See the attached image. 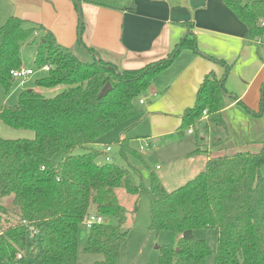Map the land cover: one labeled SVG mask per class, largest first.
<instances>
[{"label": "trees", "instance_id": "1", "mask_svg": "<svg viewBox=\"0 0 264 264\" xmlns=\"http://www.w3.org/2000/svg\"><path fill=\"white\" fill-rule=\"evenodd\" d=\"M221 1L245 24L248 42L264 37L259 26L264 20L263 0ZM134 2L129 0L126 9H134ZM43 30L17 17H10L0 27V85L5 91L14 81L10 72L22 66L21 48L34 42L36 33ZM78 30V54L60 46L51 32H44L33 63L38 68L49 67L47 75L34 82L37 90L22 92L15 106L0 110L4 125L34 134L33 139L0 138V201L12 200L9 208L0 203V230L4 232L0 264H13L18 252L24 254L19 264H80L79 232L92 215L102 221L87 231L82 255L101 257L91 264H120L135 209L119 202V190L132 198L148 197L152 232L179 235L176 248H160L159 264H205L210 255L215 264H264V142L256 154L210 157L201 173L171 192L147 166L143 168L148 176L145 185L143 171L97 160L101 152L94 146L106 135L140 122L137 103L147 95L153 78L184 48L199 54L192 33L166 58L140 69H120L104 61L97 50L82 47L81 17ZM222 65L223 78L214 74L204 78L194 105L183 112L180 126L169 139L180 140L192 129L196 148L189 157L207 153V145L198 135L200 127L225 131L221 112L233 98L225 89L229 66ZM107 83L112 90L99 99ZM53 89L61 91L46 97L43 91ZM203 112L205 122H201ZM120 135L116 143L122 160L144 163L130 140ZM77 149L85 153L73 154ZM59 152L65 157L55 167L52 159ZM134 174L140 181L137 185ZM195 230L215 232L214 251L205 240L195 239Z\"/></svg>", "mask_w": 264, "mask_h": 264}, {"label": "crops", "instance_id": "2", "mask_svg": "<svg viewBox=\"0 0 264 264\" xmlns=\"http://www.w3.org/2000/svg\"><path fill=\"white\" fill-rule=\"evenodd\" d=\"M6 1L9 9L4 19L17 17L27 25L42 26L44 30L38 31L36 38L49 31L60 46L81 53L77 33L63 38L56 29L62 13L70 18L74 15L68 0ZM128 1L115 8L99 5L102 2H82V47L97 50L104 61L120 69H140L166 58L190 32L199 53L184 48L167 69L153 78L147 94L154 101L136 124L149 123L152 133L140 141L156 145L161 139L170 144L183 140L169 141L180 126L183 112L194 105L204 78L209 74L223 78L224 63L229 66L225 89L233 98L221 112L225 131L213 132L215 140L210 143L212 130L200 127L198 135L207 145V153L190 157L187 163H200L195 177L210 157L258 153L264 142V44L248 42L245 24L221 0H135L132 10L126 9ZM194 141L191 153L196 148ZM104 150L101 154L105 158Z\"/></svg>", "mask_w": 264, "mask_h": 264}, {"label": "rangeland", "instance_id": "3", "mask_svg": "<svg viewBox=\"0 0 264 264\" xmlns=\"http://www.w3.org/2000/svg\"><path fill=\"white\" fill-rule=\"evenodd\" d=\"M70 2V6L73 9L74 15H71V18L67 16L65 13H62V18L56 26V29L59 30L60 35L63 38H66V35L70 33L76 35V40L80 38L79 35V18L81 17V21L83 24L82 12L79 16L78 9L75 6L73 0H68ZM98 1L93 2L95 4L102 2V4H111L114 7L120 6L125 3V0H92ZM242 1V0H238ZM9 4L8 1L2 0L0 1V27L5 24L7 21L4 19V13L8 10ZM59 9H63L62 6H59ZM6 20V21H5ZM84 25V24H83ZM59 35V34H58ZM59 36V37H61ZM39 37L35 39L29 45H26L20 50V58L22 66L31 69L34 74L26 79L22 86L20 80H14L11 84V87L8 91L0 85V110L3 107H13L17 104L18 98L20 94L24 91L33 90L35 87L34 82L39 80L47 75V72L42 70V68H38L33 63L34 53L37 50L39 45ZM57 42V41H56ZM60 45V44H59ZM66 48V47H64ZM77 52V51H76ZM82 56H85L82 54ZM157 75L155 76V78ZM46 97L52 98L58 94V92L50 93L48 91H43ZM143 104L145 106L139 107L141 111V116L146 115V110L148 106H151L153 103V99L148 97V94L143 98ZM207 119V118H206ZM206 119H202L201 122H205ZM127 128L124 133V137L130 140V146L133 150L140 153L142 156V160L144 163L137 162L131 159H128V162L122 160L120 156V147L117 145L116 140L119 135L123 133V129ZM210 135V143L213 142V137L215 136L212 128ZM152 131L149 123H140L135 126L125 125L118 127L115 131L106 135L104 139L101 140L99 145H95L94 149L98 152H102L105 146L110 148V152L108 153V157L110 159L109 162H106L102 154L98 157V163H113L123 168H136L139 171H143V168L147 166L150 171H152L160 180L163 188L171 192L177 187L184 184L189 179L194 177L196 170L198 169V165L194 162L187 163V159H189L190 151L193 150L194 147V138L195 135H189L186 133L184 139L178 143H167L166 139L159 140L158 144L154 145L152 143L150 148H145L144 143L140 141V139H144L150 136V132ZM214 132V133H213ZM123 137V136H121ZM219 137H222V134H219ZM0 138L6 140H16V139H33L34 134L32 131H24V130H14L2 123L0 120ZM169 139V138H168ZM162 143V144H161ZM142 149V151H140ZM190 152V153H188ZM84 150L77 149L73 152V154H83ZM188 153V154H187ZM203 156V155H201ZM65 157L64 152H59L52 159V163L55 167L62 163L63 158ZM195 160V159H194ZM158 166V169H156ZM130 168V169H131ZM204 169V168H203ZM143 183L147 185L148 176L145 170L142 172ZM133 183L135 185L139 184V178L134 174L133 175ZM118 199L119 202L126 206L129 210H134L135 213L133 218L130 219L129 226L127 229V238L125 244L123 245L120 253V264H159L160 258V248L171 247L176 248L179 240V235L175 232L171 231H160L159 233H154L150 230V203L147 196H140L138 198L128 197L123 191H118ZM11 198H7L1 200L0 203L6 208L11 207L12 202ZM195 239L197 240H205L207 245L210 247L212 251L215 249V232L213 230H195L194 231ZM87 238V230L84 228L80 229L79 232V244H78V255H79V263L80 264H91L97 260H99L100 256L93 255H82L81 251L83 245L85 244ZM24 255V254H23ZM205 264H215L214 256L210 255L206 258Z\"/></svg>", "mask_w": 264, "mask_h": 264}, {"label": "built area", "instance_id": "4", "mask_svg": "<svg viewBox=\"0 0 264 264\" xmlns=\"http://www.w3.org/2000/svg\"><path fill=\"white\" fill-rule=\"evenodd\" d=\"M264 1V0H263ZM259 26L261 28L264 29V20L260 21L259 23ZM255 42H259V43H263L264 44V37L263 38H259L257 39ZM42 70H44L45 72H47L49 70V67L45 66L42 68ZM34 74V72L31 70V69H28L24 66H21L19 69L17 70H13L10 72V75L12 77L13 80H20L21 81V86L23 84V82L28 79L29 77H31L32 75ZM139 104H143V99H140L138 101ZM207 118V114L206 112H203V116H202V119H206ZM193 130L192 129H189L187 131L188 134H192ZM144 147L147 148V144H144ZM143 148H141L140 151H142ZM105 154H106V157L104 158L106 162H109L110 159L109 157L107 156V154L110 152V148L109 147H106L105 150H104ZM101 218L100 217H97V216H90L86 219V221L84 222V228L85 230H90L91 227L94 225V224H99L101 223ZM23 225H26V222L23 221L22 223ZM4 236V232L2 230H0V240L1 238ZM24 258V255L22 252H18L15 256V260L13 262V264H19V261L23 260Z\"/></svg>", "mask_w": 264, "mask_h": 264}, {"label": "water", "instance_id": "5", "mask_svg": "<svg viewBox=\"0 0 264 264\" xmlns=\"http://www.w3.org/2000/svg\"><path fill=\"white\" fill-rule=\"evenodd\" d=\"M74 3L78 9V12H81V3L78 0H74ZM112 90V87L110 85V83H107L100 91L98 98L101 99L104 96H106L110 91ZM29 92H31V90H28Z\"/></svg>", "mask_w": 264, "mask_h": 264}]
</instances>
